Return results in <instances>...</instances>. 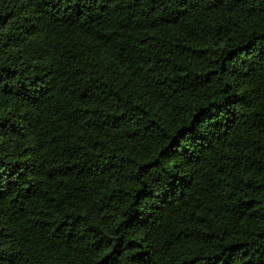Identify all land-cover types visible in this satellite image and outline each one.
Listing matches in <instances>:
<instances>
[{
  "label": "trees",
  "instance_id": "16d2710c",
  "mask_svg": "<svg viewBox=\"0 0 264 264\" xmlns=\"http://www.w3.org/2000/svg\"><path fill=\"white\" fill-rule=\"evenodd\" d=\"M0 264H264V0H0Z\"/></svg>",
  "mask_w": 264,
  "mask_h": 264
}]
</instances>
